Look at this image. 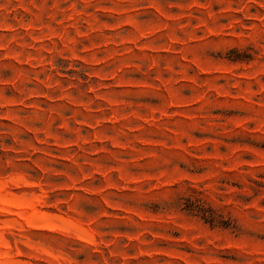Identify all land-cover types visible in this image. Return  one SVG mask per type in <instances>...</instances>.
Wrapping results in <instances>:
<instances>
[{"label":"rangeland","instance_id":"rangeland-1","mask_svg":"<svg viewBox=\"0 0 264 264\" xmlns=\"http://www.w3.org/2000/svg\"><path fill=\"white\" fill-rule=\"evenodd\" d=\"M0 264H264V0H0Z\"/></svg>","mask_w":264,"mask_h":264}]
</instances>
